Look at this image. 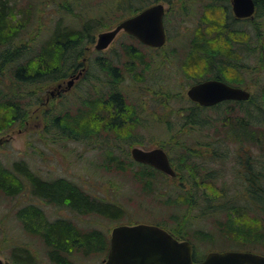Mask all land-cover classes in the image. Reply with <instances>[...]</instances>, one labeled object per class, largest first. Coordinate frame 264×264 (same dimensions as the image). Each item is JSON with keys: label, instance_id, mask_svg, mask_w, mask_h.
Masks as SVG:
<instances>
[{"label": "trees", "instance_id": "1", "mask_svg": "<svg viewBox=\"0 0 264 264\" xmlns=\"http://www.w3.org/2000/svg\"><path fill=\"white\" fill-rule=\"evenodd\" d=\"M165 1L171 8L175 5L174 0ZM226 1L231 0H223ZM150 2L130 0L125 7L136 13L153 4ZM255 2L256 14L260 16L264 12V0ZM27 4V7H22L20 0H0V133L23 125L29 118L31 107L43 101L41 89L36 90L34 85L41 88L42 84L60 81L86 67V53L90 52L95 41L94 27L97 22L93 24L92 19H84L81 27L75 28L63 23L61 17L49 37L33 53L30 48L36 42L38 33L33 31L28 42H23L22 38L37 17L35 4L31 1ZM210 5L201 26L190 40V49L181 61L180 69L192 83L218 78L241 86L246 83L245 71L249 69V64L244 56H240L236 45L241 46L248 38L245 31L230 26L225 3ZM252 22L255 23L254 20ZM255 25L261 70L264 69V28L259 21ZM133 49V43L124 47L128 57L126 72L141 82L150 64L143 62L142 53H135ZM29 52L32 53L26 55ZM114 60L97 56L95 63L99 73H94L89 65L81 79L82 86L86 88L85 94L92 96L81 97L82 104L74 111L67 110L49 118L50 124L58 131L57 140L89 143L88 140L110 131L119 138H133V130L138 127L134 121H139L138 117H141L136 106L130 104L118 88H113L109 94L111 87H102L96 94L91 88L94 80L106 84L109 79L119 85L124 73ZM140 63L143 68L138 72ZM153 81L158 82L157 79ZM175 97L178 93L172 90L154 88L153 97L149 99L156 106L166 107ZM207 109L213 112L208 114ZM43 112L47 118V111ZM176 119L174 122L160 118L170 129H174L176 123L179 126L177 133L161 144V147L171 151L169 154L176 170V176L172 177L174 183L169 181L160 190L156 180L158 175L166 174L151 165L135 161L130 156L131 152L124 148L121 154H116L115 148L108 150L106 162L123 172L135 164L139 165L132 172L134 179L146 192L160 190V202L172 208L171 218L176 221L173 226H167L165 222L160 225L177 238L193 243L192 236L211 242L221 236L243 248H257L255 243L264 247V157H250L246 152L247 147L264 138V95L260 100L251 95L248 100H226L211 107L188 101L176 110ZM47 124L46 132L50 125ZM187 131H201L203 134L195 138L198 141L194 144H188L181 141L182 132ZM175 137H178L176 143ZM233 144L246 152V156L237 154L234 162L228 159V150L222 152L223 146L229 148ZM202 146L211 147L212 154L206 155L201 150ZM26 191L48 204L67 207L79 214L95 213L109 219L124 216L122 207L115 202L91 194L66 176L44 177L23 158L15 160L10 167L0 160V194L14 197ZM16 216L26 231L43 240L52 264H75L73 255L87 257L109 251L110 241L102 229H81L65 217L51 219L37 203L19 207ZM208 218L214 222L213 230L196 228L192 224L195 219ZM198 253L195 247V260L203 259L205 255ZM5 264L44 263L29 248L14 247Z\"/></svg>", "mask_w": 264, "mask_h": 264}, {"label": "rangeland", "instance_id": "2", "mask_svg": "<svg viewBox=\"0 0 264 264\" xmlns=\"http://www.w3.org/2000/svg\"><path fill=\"white\" fill-rule=\"evenodd\" d=\"M29 1L35 4V15L37 17L22 38L23 42H28L33 31L38 33L36 42L30 48L33 53L40 47L41 42L49 37L53 26L61 17L63 23L75 28L81 27L84 19H92L93 24L97 22L94 27L95 41L91 44L90 52L86 53L88 59L86 60V67H82L83 69L80 68L76 72L80 73L81 70L82 73L79 78L74 77L76 74L74 73L60 81L42 84L41 88L37 85L33 86L36 90L41 89L40 95L43 101L40 102V105L35 104L31 107L29 118L23 125H17L9 131L0 133V160L10 167L15 160L23 158L44 177L66 176L91 194L115 202L119 207H122L124 216L120 219H109L95 213L79 214L78 211L67 207L48 204L42 199L32 196L28 191L14 197L0 194V256L6 263L10 250L14 247H24L37 254L44 264H52L48 259V248L43 240L39 236H34L26 231L20 219L16 216L19 207L31 202L41 205L51 219L65 217L73 220L81 229L93 227L102 229L109 241L113 228L121 224L152 223L160 225L161 222H165L167 226L175 225L176 221L171 218L172 208L160 202L159 197V192L162 190L161 186L169 181L174 183L172 179L174 176L158 175L156 184H159V192H146L132 175L133 170L138 169L139 165L135 164L136 166L129 167L124 172L120 171L106 162L107 152L112 148H115L116 154H121L123 148L125 151L129 150L131 152L134 146L151 149L161 146L162 142L169 141L171 136L175 132L177 133V127L179 128L177 123L174 129H170L160 118L176 122V110L190 101L187 96V89L192 81L180 69L181 61L187 50L190 49V40L196 33L197 28L201 26L206 10L212 6L210 4L215 2L227 5L231 27L245 31L248 40L240 44L241 46L236 45V50L240 56H244L245 61L249 64V69L245 71L246 83L241 86L246 87L251 95L256 96L257 100L262 99L264 95V69H259V48L257 47L255 23L259 21L264 28V12L260 16L256 14L249 21L235 17L231 1L174 0L175 5L171 8L165 0H150L153 3L163 2L166 7L165 28L168 38L163 47L145 46L136 38L134 40L126 32L121 31L109 47L97 51L94 46L98 34L113 28L121 20L135 13L125 7L130 0H20V6L27 7ZM143 1L145 0H135L136 3ZM40 14L44 17L42 18ZM128 43H133L135 46L133 51L135 53L141 52L144 57L143 62H149L150 64V69L141 82L135 80L133 74L126 72L128 57L124 53V47ZM32 52L26 53V55ZM99 55L115 59L114 64L120 66L124 76L119 85L112 83L113 80H110V82L109 79L106 84L94 80L91 86L94 90L93 94H96L97 90L102 87H111L108 89V94L113 88H118L126 96L127 101L136 106L141 117H138L139 121H134L138 123V127L133 130V138H119L113 131H110L99 135L98 138L88 140L89 143L71 139L57 140L58 131L50 124L49 118L67 110L74 111L82 104L83 98L90 95L85 94L86 88L82 86L81 79L89 65L94 73H99V67L95 63ZM138 65L137 71L140 72L143 65L141 63ZM71 78H74V82L69 87L68 82ZM154 79H157L158 82L154 83ZM59 82H62L67 88L61 94H58L59 87L57 85ZM149 86L151 87L150 90L147 89ZM154 88L172 90L178 93V97L172 99L166 107L156 106L149 99L153 97ZM141 89H144V91H141ZM44 110L47 111V118L43 112ZM212 112L211 109H207L208 114ZM138 118L135 120H138ZM47 123L50 124L48 132L45 131ZM202 134L201 131L182 132L181 141L194 144L198 141L195 138ZM177 140L178 137H175L174 143ZM202 147L201 150L206 155L210 156L212 154L213 149L211 147ZM222 148V152L228 150V159L233 162L239 153L245 155L247 152L250 154L248 156L254 158L264 157V138L261 142L256 141L254 145L247 147L246 152L241 148H237L236 144L229 148L224 146ZM165 149L171 152L169 148ZM130 156L132 157L131 154ZM192 224L196 228L211 230L214 222L210 218L195 219ZM192 237L193 244L198 249V254H203V256L212 250L222 251L227 249L249 250L264 254V247L259 246V243H255L257 248H243L221 236L215 242ZM107 255L108 251L101 254H89L87 257L73 255V258H75V264H102Z\"/></svg>", "mask_w": 264, "mask_h": 264}, {"label": "water", "instance_id": "3", "mask_svg": "<svg viewBox=\"0 0 264 264\" xmlns=\"http://www.w3.org/2000/svg\"><path fill=\"white\" fill-rule=\"evenodd\" d=\"M231 3L235 17H254L255 0H231ZM165 12L162 2L145 7L115 27L100 32L95 48L106 49L122 30L146 45L163 46L167 41ZM81 73L76 77L79 78ZM73 82L74 78H71L68 86ZM187 94L202 106H212L224 100H247L251 96L248 89L218 78H207L192 84ZM131 154L137 162L150 164L171 176L176 175L169 155L162 147L144 149L134 146ZM0 264H4L1 256ZM102 264H264V254L239 250L210 251L203 259L195 261L194 246L190 240H180L157 224L136 223L113 228L108 255Z\"/></svg>", "mask_w": 264, "mask_h": 264}, {"label": "flooded vegetation", "instance_id": "4", "mask_svg": "<svg viewBox=\"0 0 264 264\" xmlns=\"http://www.w3.org/2000/svg\"><path fill=\"white\" fill-rule=\"evenodd\" d=\"M57 87H59V89H58V92L59 93L58 94H61L62 92L66 91L65 89H67V88H65L66 85L64 86V84L62 82H59V84L57 85Z\"/></svg>", "mask_w": 264, "mask_h": 264}]
</instances>
